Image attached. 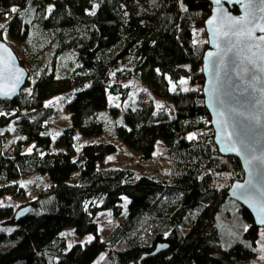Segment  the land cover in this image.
I'll use <instances>...</instances> for the list:
<instances>
[{"label":"trees","instance_id":"1","mask_svg":"<svg viewBox=\"0 0 264 264\" xmlns=\"http://www.w3.org/2000/svg\"><path fill=\"white\" fill-rule=\"evenodd\" d=\"M209 10L208 0H0V39L16 43L28 72L19 93L0 100V129L14 121L19 135L11 155L0 148V264H92L102 252L98 264L135 263L142 255L141 264H241L255 254L264 227L228 197L242 169L218 153L203 105ZM26 41L47 48L44 62L24 59ZM135 76L150 87L151 99L109 106V95L127 99L122 80ZM55 94L67 97L68 124L58 140L67 150L51 152L57 109L46 100ZM101 110L118 117L111 132L138 152L134 167L100 165L116 151L111 140L72 150L76 132L104 134ZM22 175L49 183L37 185L30 200L2 203L25 196ZM100 210L116 219L105 237L95 220ZM66 227L91 240L65 249ZM163 242L166 249L149 254Z\"/></svg>","mask_w":264,"mask_h":264},{"label":"water","instance_id":"2","mask_svg":"<svg viewBox=\"0 0 264 264\" xmlns=\"http://www.w3.org/2000/svg\"><path fill=\"white\" fill-rule=\"evenodd\" d=\"M208 2L210 10L203 22L207 46L201 58L203 105L209 115L213 143L218 153L234 157L242 169V178L230 184L227 195L249 212L257 227H264L261 223L264 220V41L260 40L264 32L257 27L264 26V4L254 0L252 12L256 18L251 23L233 24V21L245 17L243 4L247 0H220L219 4L215 0ZM232 6H236L237 12L231 10ZM249 29H254L252 38L246 35ZM225 31H243L245 35L225 37L222 35ZM210 53L213 55L209 56ZM0 58V68H3L0 100H11L25 85L28 72L14 50L2 39ZM229 135L231 141L225 139ZM231 143L236 144L237 151L225 150ZM253 156L257 159L249 166L246 160ZM250 179L255 191L249 198H241L242 189L236 185H247ZM27 209L28 206L18 209L15 218L25 214ZM167 246L166 242L157 244L149 254L153 255ZM144 256L129 264H141Z\"/></svg>","mask_w":264,"mask_h":264},{"label":"rangeland","instance_id":"3","mask_svg":"<svg viewBox=\"0 0 264 264\" xmlns=\"http://www.w3.org/2000/svg\"><path fill=\"white\" fill-rule=\"evenodd\" d=\"M204 36H205V32H204ZM7 44L14 50V52L18 50V47L14 41L9 40ZM22 48L24 49L23 57L25 60L31 59L32 61H35L38 64H41V62L45 61L46 59L45 52L47 51V48H41L40 45L33 43L31 41H26L25 43H23ZM22 64L24 65V63ZM67 69H68L67 67H63V70L67 71ZM122 83L128 86L129 88L127 99L122 103H120L119 98L117 96L109 95L107 99V104L109 106L118 105L119 107L124 108L128 105H137L139 103H143L150 100L153 95L150 90V87L136 76L123 79ZM169 89L170 90L172 89V85H170ZM66 99L67 97H65L62 94H55L49 96L46 100L47 104L52 105L57 109L51 121V124L53 125L50 130L51 144L49 147V151L51 152H56L58 150H67L65 145L60 144L58 141L60 140V134L63 129L62 126L68 124V120L63 118V116L67 114L65 107H63L64 101ZM104 113L105 112H103L102 110L97 113V115L99 117L101 116L106 123L104 134L98 138L97 137L95 138V137L82 136L76 132L74 134V138L71 146L72 150L75 153L79 150V148L83 144L87 142L95 141L97 139L111 140L116 145V151L114 153L108 154L105 157H103L100 165L105 168L134 167L135 162L139 158L138 152L125 146L111 132L112 123L114 120H117L118 117L110 116L111 114L109 115L107 112L105 114ZM14 126H15V122L12 121L10 124L6 125L3 129H0V136L2 138L0 148L4 155L12 154V147L19 139V135L13 129ZM157 141L158 142L155 146L156 152H158L161 147L160 140ZM29 147H30L29 144H23L21 146V150L28 151ZM74 153L72 154V157H75ZM17 182L25 187V193H26L25 196L19 199H12L11 197H6L3 198L2 203L7 205H14V203L17 200L18 201L30 200L35 195V188L37 185L49 183L48 179L45 176H41V175L38 176L22 175L21 177H19ZM127 202L128 199L126 197L121 198L120 203L123 208L126 206ZM95 220L97 221L99 232L102 237H105L116 224V219H114V217L112 216L109 210L98 211L95 215ZM61 235H63L66 239L65 249H68L74 243L85 244L87 241H89V237H91L90 234L77 235L73 233L71 227L64 228L61 231ZM255 247H256L255 254L251 255L249 259H247L246 261H242L241 264H264V238L261 229L258 231V237L256 239ZM102 256H103V252L96 259H94L92 264H98Z\"/></svg>","mask_w":264,"mask_h":264},{"label":"snow or ice","instance_id":"4","mask_svg":"<svg viewBox=\"0 0 264 264\" xmlns=\"http://www.w3.org/2000/svg\"><path fill=\"white\" fill-rule=\"evenodd\" d=\"M215 2L217 4L220 3V0H215ZM261 4H264V0H260ZM243 7L245 8L246 10V15L245 17H242L238 20H235L233 21V24H241L243 22H248V23H251L252 20H254L256 17L254 16L253 12H252V9L255 7L254 5V0H247V3L246 4H243ZM258 11L260 9H257ZM11 12L15 13L17 11V9L15 7H13L11 10ZM49 11H51V9H49ZM90 14H94V13H90ZM249 17H251V19H249ZM211 23V21H210ZM229 27L231 28L232 25H229ZM257 27L259 28V31L261 32H264V26H260V25H257ZM0 28H4V25H0ZM252 31H254V29H249L246 33L247 37L248 38H252ZM223 36L225 37H230L232 35H235V36H244L245 33L243 31L241 32H228V31H225L222 33ZM260 40L264 41V36L260 37ZM230 42V41H229ZM257 47H259V45H257ZM213 54H209V56H212ZM0 63H2V58H0ZM3 77V68H0V78ZM181 83H186V81H181ZM13 90H14V86H13ZM185 91H187L188 89H184ZM3 89L0 88V92H2ZM5 95H7L8 93H4ZM219 123V122H218ZM189 139H193V137H189ZM225 139L231 141L232 137L229 135V136H226ZM227 151H237V147H236V144L235 143H231L229 144L228 148L225 149ZM241 150H243V148H241ZM29 151H31V149H29ZM257 159L256 157H251L250 159H247L246 160V163L251 166L252 165V161ZM251 171H250V176H251ZM236 187L238 189H242L241 191V198H249L252 193L255 191V185L252 184V181L251 179L248 181V184L247 185H236ZM262 211H264V208H262ZM261 223H264V220H261ZM89 240H91V237H89Z\"/></svg>","mask_w":264,"mask_h":264}]
</instances>
